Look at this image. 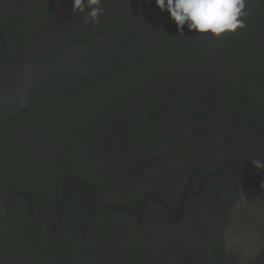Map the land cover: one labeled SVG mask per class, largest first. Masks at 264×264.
I'll list each match as a JSON object with an SVG mask.
<instances>
[{
    "label": "flooded vegetation",
    "instance_id": "obj_1",
    "mask_svg": "<svg viewBox=\"0 0 264 264\" xmlns=\"http://www.w3.org/2000/svg\"><path fill=\"white\" fill-rule=\"evenodd\" d=\"M36 7L42 15H37ZM71 8L72 0H0L6 55L26 61L66 44L69 32L82 29V25L75 28L79 13L72 14ZM16 17L29 21L21 36H10L23 38V56L19 47L5 45L4 40L3 25ZM260 34L254 50L263 56L256 62L264 71V33ZM191 36L193 43L214 41L196 32ZM164 49L172 48L167 44ZM200 49L189 53L190 58L174 57L163 66H151L157 70L153 80H158L141 90L148 96L126 97L110 115H93L90 129L107 118L111 122L104 146L93 149L96 154L109 149L118 154L120 159H112L108 174L84 141L88 127L81 126L82 132L81 127L74 128L78 139L67 140L65 131L57 135L55 123L38 116L32 130L24 133V128L14 135L34 145L25 153L14 150L0 170V209L4 205L0 242L5 240L4 246L0 243V264H264V189L260 188L264 174L251 165L264 159V94L237 104L228 91L213 92L211 74L217 71L232 74V82L239 78L256 84ZM225 51L223 47L219 52ZM0 56L1 81L16 66L1 52ZM146 71L142 65L127 78L141 80ZM105 90L100 99L106 98ZM253 102H259L258 109ZM49 142L55 150L44 153ZM121 146L124 152L118 153ZM55 167L66 175L58 183L56 205L51 199L59 181ZM239 190L247 195V209L235 208ZM65 201L69 205L64 213ZM27 205L35 227L26 218ZM254 224H259L261 243L252 255L236 243L226 244L234 237L242 245ZM116 226L124 229L118 245L105 237L106 230Z\"/></svg>",
    "mask_w": 264,
    "mask_h": 264
},
{
    "label": "trees",
    "instance_id": "obj_2",
    "mask_svg": "<svg viewBox=\"0 0 264 264\" xmlns=\"http://www.w3.org/2000/svg\"><path fill=\"white\" fill-rule=\"evenodd\" d=\"M150 1L151 0H103L102 7L104 9V14L101 16L97 26L90 24L85 25L81 15L79 14L75 17V28H79L82 25V29L69 32L71 37H68L66 44L63 46L50 48L41 54L39 53L34 55V57L26 61H22H30L52 50H57L59 48L105 33L133 17L146 5H148ZM36 11L39 12L37 7ZM246 11L249 13L245 21L247 26L243 30H237L236 34L234 35L227 34L223 38L214 39L213 42H207V44L203 40V42L200 41L193 43L191 39L195 37L191 36V34H193L194 31H188L187 27L185 26L183 29V34H181L177 30V26H175L172 32L157 47L130 65L83 87L67 92L47 102L41 103L6 121L0 125V170L3 169V162H5L6 159L13 157L14 150L20 149L23 153H25L28 151L30 146L34 145L32 141L30 144L26 145L22 139H15L14 135H16V133L18 134L19 132L23 133L22 130L24 128V133L32 130L34 125H36L33 120H37L36 118L38 116L44 117V120H47L49 123H55L54 129L57 132V135L60 136L63 131H65L67 140H75V134L78 130H74V128H80L81 126H84L88 127L87 131L90 130L89 125L92 124L96 118L93 115H110L112 108L118 107L120 102L125 101L124 98H136L139 95L143 96L144 93L141 90L151 78H154L152 75H156L157 73V70L151 66L155 65L156 63L157 66H163L166 64V61H169L174 57L179 58L185 56L190 58L189 53L193 54L197 49L201 51L200 48L206 49V51L210 53V58H215V61L218 59L219 62L230 71L236 72L237 74H243L244 77H241L242 79L249 78L257 86H261L262 84L264 85L263 68L260 69L259 64L256 62L258 58L263 56L258 55V53L254 50L256 46L255 42L258 41V37L261 35L260 33H264V0H246ZM42 14L43 13L39 12L37 15L40 16ZM37 15L35 16V19L38 17ZM29 17H31V15H29ZM28 24L29 21H27V19L16 17V19L13 20V23L7 22L2 27L5 45H13L16 47V49L19 47L22 56L26 54V45L23 43L22 37V39H15L14 37L15 35L19 36L21 29H26L24 28V25ZM19 25L22 26L19 28L20 31L17 30ZM11 35L14 36L12 39H10ZM164 42L169 44L172 49L165 50L164 46L167 44L164 45ZM223 47H225L226 50L223 54H226V56L219 52ZM19 52L20 51L11 53V55H18ZM0 62L4 63V60L1 58V56ZM142 65H144L145 70L147 69L146 75L143 79L137 80L127 78L131 74L138 73ZM237 81L241 80L238 78ZM247 84L250 85L248 82ZM115 85L116 90L112 92L111 88ZM103 89H106L105 91L108 92L106 94V98L100 99L101 90ZM230 98L232 102L235 101L234 103L238 104L239 102L246 101L247 99V102H250V98L252 97L248 96L241 98L239 95H235L231 96ZM238 100L240 101L238 102ZM251 105H253L254 109L259 108V102H253ZM30 115L32 116L30 117ZM22 125H24V127ZM84 127L80 128L81 132L84 130ZM1 153H3L2 155L4 157L1 156ZM59 168L60 167H55L54 170L56 176L59 179V181L55 183L56 188L54 193H51V199H53L52 203L54 205L57 204V192L59 187L58 183L61 179H63V176H66L65 173ZM38 205L40 209V199L38 200ZM68 205V202L65 201L63 206L64 213L66 212ZM28 206L29 205L26 207V218L27 220L30 219L32 221V225L29 226L35 227V222H33V212ZM80 212H82V208H80ZM7 214L9 215L8 212ZM19 238L25 239L26 237ZM30 243L36 244L37 242L30 240Z\"/></svg>",
    "mask_w": 264,
    "mask_h": 264
},
{
    "label": "water",
    "instance_id": "obj_3",
    "mask_svg": "<svg viewBox=\"0 0 264 264\" xmlns=\"http://www.w3.org/2000/svg\"><path fill=\"white\" fill-rule=\"evenodd\" d=\"M175 26L168 13H162L155 0H151L141 11L115 28L27 62L6 55L0 31L1 55L16 66L0 81V125L41 103L130 65L157 47ZM100 52L103 58L97 62ZM81 63L87 65L86 70H79ZM18 191L29 195L22 189ZM3 211L1 203L0 214ZM42 229L46 232L44 227Z\"/></svg>",
    "mask_w": 264,
    "mask_h": 264
},
{
    "label": "clouds",
    "instance_id": "obj_4",
    "mask_svg": "<svg viewBox=\"0 0 264 264\" xmlns=\"http://www.w3.org/2000/svg\"><path fill=\"white\" fill-rule=\"evenodd\" d=\"M159 10L167 12L169 18L177 26V30L183 34L185 26L188 31L196 32L200 36H209L221 39L227 34H235L237 30L246 28V19L249 15L246 11V0H155ZM103 0H72V14L79 13L85 25L97 26L104 14ZM103 53L97 55V62H101ZM87 65L81 63L79 70H86ZM258 173L264 174V159H255L251 162ZM264 189V182L260 183ZM239 202L236 209L249 207L245 191L239 190ZM233 243L237 247H243L246 255H252L258 244L261 243L259 224L252 225L247 232V239L241 245L234 237H229L226 244L231 247Z\"/></svg>",
    "mask_w": 264,
    "mask_h": 264
},
{
    "label": "rangeland",
    "instance_id": "obj_5",
    "mask_svg": "<svg viewBox=\"0 0 264 264\" xmlns=\"http://www.w3.org/2000/svg\"><path fill=\"white\" fill-rule=\"evenodd\" d=\"M183 68V67H182ZM180 68V69H182ZM215 75V76H214ZM211 76L213 78V81L211 83V88L213 90V92L218 91V90H225L228 91L232 96L235 95H239V97L244 98V97H250L253 96L254 94H256L257 96H261L264 94V85L262 84L261 86H251L248 85L246 82L244 81H230V79H232V74L227 73V72H221V71H217V73H213L211 74ZM154 79V78H153ZM152 78L148 81V83L146 84V86L150 83V82H154L158 79L153 80ZM174 77L172 78V82H174ZM169 80L167 81H163V83H168ZM145 86V87H146ZM259 87V88H256ZM143 97L148 96L149 94L147 92H144ZM137 99H141L140 95L138 97H136ZM108 119V118H107ZM103 121L101 124H99L95 129H90L87 132L83 133V136H85V140L87 143V148L90 150L91 154L93 156L98 155L97 159L99 162V167L100 169L105 173L108 174V172H110V162L112 161V159L114 160H119V156L117 153L115 154V152L111 149H109L106 153L104 154H100V152L98 154H96L93 149H100L102 148L104 145V141H105V136L107 133V128L108 126L111 124V122L108 120ZM79 136L76 137V140L78 139ZM57 138V137H56ZM117 151H121L118 153H123L124 148L123 146L121 147H117ZM55 150L53 142H49L45 148H44V153H53ZM123 151V152H122ZM118 157V158H117ZM92 172L95 173V167L91 168ZM107 232L105 233V237L106 239L111 243V244H119L120 243V239L122 238V234L124 232V229L120 226H116L114 228H109L106 230ZM95 232V231H94ZM97 234H94V237H96ZM2 246L5 245V240L2 239L1 242ZM93 264H96L95 262Z\"/></svg>",
    "mask_w": 264,
    "mask_h": 264
}]
</instances>
